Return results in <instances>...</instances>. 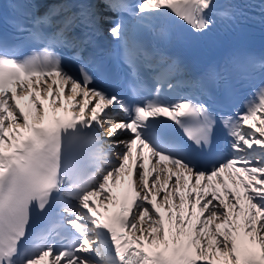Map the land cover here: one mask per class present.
I'll use <instances>...</instances> for the list:
<instances>
[{
	"label": "snow or ice",
	"instance_id": "obj_1",
	"mask_svg": "<svg viewBox=\"0 0 264 264\" xmlns=\"http://www.w3.org/2000/svg\"><path fill=\"white\" fill-rule=\"evenodd\" d=\"M246 8L264 17V0H0V264H264V79L243 111L209 90L264 57L188 75L166 50Z\"/></svg>",
	"mask_w": 264,
	"mask_h": 264
}]
</instances>
